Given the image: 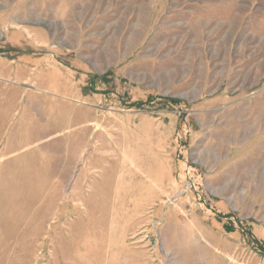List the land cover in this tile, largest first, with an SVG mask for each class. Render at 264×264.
Segmentation results:
<instances>
[{
    "label": "rangeland",
    "instance_id": "obj_1",
    "mask_svg": "<svg viewBox=\"0 0 264 264\" xmlns=\"http://www.w3.org/2000/svg\"><path fill=\"white\" fill-rule=\"evenodd\" d=\"M263 247L264 0H0V264Z\"/></svg>",
    "mask_w": 264,
    "mask_h": 264
},
{
    "label": "trees",
    "instance_id": "obj_2",
    "mask_svg": "<svg viewBox=\"0 0 264 264\" xmlns=\"http://www.w3.org/2000/svg\"><path fill=\"white\" fill-rule=\"evenodd\" d=\"M140 104V103H139ZM264 248V247H263Z\"/></svg>",
    "mask_w": 264,
    "mask_h": 264
}]
</instances>
